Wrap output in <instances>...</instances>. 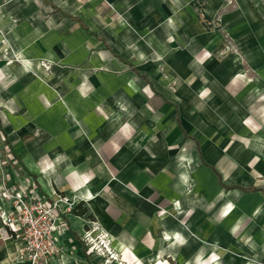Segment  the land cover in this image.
I'll return each mask as SVG.
<instances>
[{"label":"crops","instance_id":"1","mask_svg":"<svg viewBox=\"0 0 264 264\" xmlns=\"http://www.w3.org/2000/svg\"><path fill=\"white\" fill-rule=\"evenodd\" d=\"M209 2L0 0V136L18 166L0 153V210L2 181L85 209L63 214L52 264H102L89 222L113 264H264V24L247 0L202 27L185 5ZM0 264H30L1 222Z\"/></svg>","mask_w":264,"mask_h":264},{"label":"built area","instance_id":"2","mask_svg":"<svg viewBox=\"0 0 264 264\" xmlns=\"http://www.w3.org/2000/svg\"><path fill=\"white\" fill-rule=\"evenodd\" d=\"M1 191V198L11 205L8 213L0 210L2 227L15 232V237L20 239L21 254L30 264H52L51 260L59 250L56 234L63 225L62 216L73 208L69 197L59 195L51 200L33 191H13L3 181ZM109 241L106 235L96 239V255L106 252L111 260H115L116 254ZM91 242V238L86 239L88 251L92 249Z\"/></svg>","mask_w":264,"mask_h":264},{"label":"rangeland","instance_id":"3","mask_svg":"<svg viewBox=\"0 0 264 264\" xmlns=\"http://www.w3.org/2000/svg\"><path fill=\"white\" fill-rule=\"evenodd\" d=\"M210 1L211 2H209L208 4L198 3L193 5L192 4L185 5L190 15L193 11L194 15H196L197 13V15L201 16V23L203 24L202 27L205 28H211L214 26V23H216L215 25L216 28L219 27L220 29L223 30L225 26L223 24L222 19L225 15H241V13L243 12L242 8L244 9V12H246V14L248 13V11L245 10L247 6L246 5L247 0H210ZM248 1L250 5L253 6V10H254L252 14L250 13L249 17H251L259 25H261V23L264 24V0H248ZM205 15H213V17L207 19L204 17ZM225 35L226 34H224V38ZM224 43L228 45L232 53L234 54L238 53L234 46V42L232 40L224 39ZM260 44H264V39H261ZM248 70L250 71V69ZM3 143L4 142L1 140V136H0V153L2 154L1 162L2 164L10 166L11 170L16 172V168L18 170V166L16 165V163L12 164V159L9 158L8 155H4V152H7V150L5 149ZM105 235L109 237V234L100 227H98L96 223L89 222V227L82 234V240H83L82 242L88 253L87 257L93 259L96 256H101L102 264H113L112 260L110 259V257L106 252L103 255H96L97 246L95 241L96 239H99ZM85 238L86 239L91 238L93 240V242H91L90 244V246H92V249L90 251H88L89 245L86 243ZM115 259H117V255L115 256Z\"/></svg>","mask_w":264,"mask_h":264},{"label":"trees","instance_id":"4","mask_svg":"<svg viewBox=\"0 0 264 264\" xmlns=\"http://www.w3.org/2000/svg\"><path fill=\"white\" fill-rule=\"evenodd\" d=\"M0 132H2V131H1V128H0ZM3 136H4V135H3ZM4 141H5V144L8 145L5 137H4ZM70 213H72V214H74V215H77V216H83V215L85 214V209L82 208L81 203H79V204H77L76 206H74V207L71 209Z\"/></svg>","mask_w":264,"mask_h":264}]
</instances>
